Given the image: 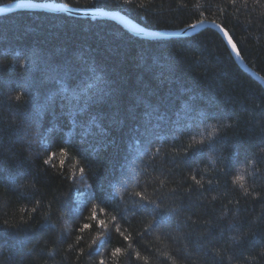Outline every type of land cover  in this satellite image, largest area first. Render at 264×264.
Listing matches in <instances>:
<instances>
[{
	"label": "trees",
	"instance_id": "16d2710c",
	"mask_svg": "<svg viewBox=\"0 0 264 264\" xmlns=\"http://www.w3.org/2000/svg\"><path fill=\"white\" fill-rule=\"evenodd\" d=\"M16 1L115 11L153 31L215 23L264 80V0L0 6ZM164 253L264 264L262 85L211 28L147 40L109 20L0 16V264H172Z\"/></svg>",
	"mask_w": 264,
	"mask_h": 264
},
{
	"label": "water",
	"instance_id": "95a60500",
	"mask_svg": "<svg viewBox=\"0 0 264 264\" xmlns=\"http://www.w3.org/2000/svg\"><path fill=\"white\" fill-rule=\"evenodd\" d=\"M16 11H42L47 13H63L78 18L109 20L120 25L131 35L147 40L188 37L198 33L204 28H211L221 36L222 40L224 41L237 65L243 71L248 73L252 78L258 81L264 88V80L258 75H256L254 72H252L244 64V62L240 58L236 46L234 45L227 32L215 23L203 21L177 31H153L132 22L122 14L115 11H105L102 9H78L65 5L54 4L51 2L36 3L32 1H16L0 6V16L7 15Z\"/></svg>",
	"mask_w": 264,
	"mask_h": 264
},
{
	"label": "clouds",
	"instance_id": "9594fccd",
	"mask_svg": "<svg viewBox=\"0 0 264 264\" xmlns=\"http://www.w3.org/2000/svg\"><path fill=\"white\" fill-rule=\"evenodd\" d=\"M9 62L15 64L14 60L13 61H9ZM22 67H23V63L21 62V68ZM14 99L16 101L22 100L23 99L22 91L21 92H17L14 95ZM209 127H210V132L208 133V137L211 138L212 136H215L217 134V128H216L215 124L209 125ZM204 142H205V140L202 137L201 138H193L191 146H196V145L202 144ZM252 163H254V162H250V166H251ZM233 180L239 186H243L246 183V177H244L242 174H239L238 176L233 177ZM116 255H119V252H117L115 254V256ZM137 255H139V253H137ZM164 255L167 256L168 259H170L172 261V264H176L175 260L168 253H164ZM140 259L144 260L145 264H148V261H147L146 257L140 256ZM100 264H103V261H101Z\"/></svg>",
	"mask_w": 264,
	"mask_h": 264
}]
</instances>
